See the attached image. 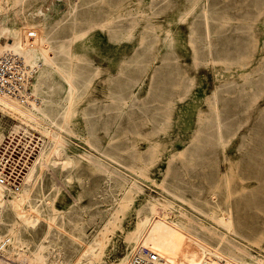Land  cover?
<instances>
[{"label": "rangeland", "instance_id": "obj_1", "mask_svg": "<svg viewBox=\"0 0 264 264\" xmlns=\"http://www.w3.org/2000/svg\"><path fill=\"white\" fill-rule=\"evenodd\" d=\"M36 1H27L24 9L21 3L10 5L5 25L13 31L22 28L24 16H44L52 44L71 45L60 55V71L44 82L47 88L32 87L31 100L51 93L54 110L60 109L61 154L43 167L31 202L23 206L27 215L40 216L34 241L50 247L47 264L125 263L144 227L138 224L141 215L156 204L170 217L191 219L190 227L210 238L216 229L213 210L225 216L228 208L236 228L232 245L245 250L248 260L252 254L264 258V177L243 185L237 181L252 173L249 165L264 174V147L257 146L264 130L259 118L261 112L264 117V0H143L140 6L138 0L129 5L121 0ZM47 3L51 7L44 15L34 13ZM153 21L161 25L158 38ZM10 31L0 32V44L11 41ZM41 56L36 51L34 58L44 64ZM182 64L187 70L182 88L169 94L164 89L168 74L177 75ZM250 105L254 118L248 121ZM200 115H219L229 123L223 144L206 134H214L215 126L193 139ZM14 120L0 111L4 132L20 123ZM152 138L162 141L150 145ZM134 152L141 159L132 158ZM61 155L69 160L62 162ZM143 167L148 176L140 172ZM219 169L230 177L229 198L227 179L216 176ZM204 171L216 178L202 177ZM124 173L133 181L126 194L120 189ZM216 196L220 207L209 203ZM4 230L0 223V233ZM28 234L23 237L33 245Z\"/></svg>", "mask_w": 264, "mask_h": 264}, {"label": "bare ground", "instance_id": "obj_2", "mask_svg": "<svg viewBox=\"0 0 264 264\" xmlns=\"http://www.w3.org/2000/svg\"><path fill=\"white\" fill-rule=\"evenodd\" d=\"M0 1H1L0 3V32L4 30L10 31V29L8 28V26L5 25V22H4L5 20L4 17L6 16V13H7V8L10 5H14V4L16 5L18 3L19 4L21 3L22 9H24L26 7V3H29L27 2L29 0H0ZM39 1L45 2L47 0H39ZM121 1L123 2L122 5H124V2L126 5H129V3L132 2V0H121ZM142 1L143 0H138L139 6L142 3ZM35 2L37 1L35 0ZM47 6L51 7V3H47L45 6H40L39 8L36 9V12L34 11V13L44 15L45 14L44 11H46L48 8ZM30 13L31 12H29V14ZM16 15H18V13ZM46 19L47 17L42 16L41 18L36 17V19L30 20L28 16L27 17L24 16V21H22V25H21L22 28L17 27V28H14L13 31H10V32H13L11 41L10 42L7 41L6 44H0V54L18 53V54L25 56L32 63L36 60L37 56L34 58L36 51L40 52V54L42 55L41 57H43L44 64L42 63L43 65H41L40 68L38 69L34 77L36 78V80L34 83H32V87H34V90H37V91L41 87L46 86L44 85V82L46 81L47 78H49L55 72L56 69H58L57 67L60 68L63 66L62 57L60 55L62 54V52L66 51L65 48L71 47L70 44L69 46H66L63 42L59 45L52 44L50 40V34L47 31ZM152 24H153L152 27L154 28L153 36L156 38L160 37L161 34L159 33L158 28H161V25L158 24V22L156 21H153ZM146 26H148V23L146 24ZM147 32H148V29L145 30L144 34L142 35V38L146 36ZM208 47H209V51H211L212 49L211 44ZM183 64L185 63L183 62ZM183 64L179 68L180 72L179 71L174 72V73H177V75L173 74L172 72L168 74L169 81L167 82L166 85H164V89L165 90L167 89V92L169 94L173 92L179 93V91L182 88V81L184 80L185 73L187 72L186 68L184 69L182 68ZM68 82H70L69 79H68ZM48 84L50 87L51 86L50 83ZM46 94L43 93L41 95L40 100L35 99V100H29L28 102H22L21 100L13 96L0 93V111L1 112L8 114L11 118H14L15 120H19L20 123L22 122L30 126V128L32 127L34 130H37L45 137V141L43 142L41 146L39 154L36 156L33 164L31 165L27 174L25 175V178L21 184L19 191L15 193L7 194L4 192V190H2V187H0V223L3 224V226H5V230L2 233H0V251H1L0 252L1 253L0 264H47V255L50 254V253L46 254L45 252V249L48 247L46 245V241H43V240L41 242L34 241V238L36 237L35 229L37 228L40 222V216L39 215L37 216L27 215L23 209L24 204L30 203L33 198V194L36 189V186H38L37 184L39 183V180L42 176L43 167L47 165V162L49 161V159L51 161V158L54 154L55 155L61 154V153H58L59 152L58 143L60 142V139L59 141L57 140V137H58L57 128L61 126L58 121L60 109L54 110L53 105L55 102H53V98L50 97L51 93H50V96ZM134 94L135 93L132 90L131 95H130L131 98L133 97ZM180 97H183V95H180ZM63 101L64 99H62V101L60 102H57V104L61 105ZM251 106L253 105H250L245 111V113H247L248 116L244 118L245 120H248V121L252 117L254 118V116L251 114L252 113ZM67 111H69V109ZM262 113L263 112L260 113V116H259L260 119L261 118L264 119V117L262 116ZM197 121L199 123L198 124L199 126H198V129L196 128L197 131L194 134V136H192L193 139H196L198 134L201 133L204 128L209 129V127L215 126L216 131L214 134H211V133H206V134H208V136H211V135L217 136L216 140H213V141L215 143L220 142L223 144L224 142L223 136L227 128H229L230 126L229 123L225 121V119L223 120V118L219 115L215 117L214 115H209V116L200 115ZM216 121L218 122L216 123ZM176 134H179V133L177 132ZM4 135H5V132L3 128L1 127L0 142L2 138L4 137ZM154 139L155 138L151 139L150 145H152V140L155 141V143H159L162 141V140L159 141V139L158 140L156 139L154 140ZM244 139H243V142H244ZM258 144L263 145L264 147V130H262V132L259 134L257 146ZM210 145L214 147L213 143H211ZM126 147L129 148L128 145ZM221 147H223V145ZM212 151H214V149ZM56 152L58 154H56ZM137 153H139V149ZM137 153L134 152V154H132V158L137 159V160L141 159L140 158L141 156ZM60 158H62V155ZM174 158H176V154L171 155L170 159L173 160ZM67 160H69V157L62 158V162H65ZM116 161L120 162V165H124L125 168L129 167V164H126V162H124L122 159L116 158ZM205 166L206 165H204V167ZM257 166L258 165H254V164L249 165L248 167H253L252 173H248L245 176L242 175L238 177L237 181L242 183L243 185L245 183H248L246 179H250L252 177H264V174L258 173L259 167L257 168ZM262 168L264 169V167ZM147 170L148 169L145 167L140 168V172L145 174L146 176H148ZM124 171H127V170H124ZM219 171L218 172L216 171L217 172L216 176H218V178L223 176L222 178L225 177L224 179L225 180L227 179V182H226L227 192L226 193L228 194L226 195L229 198L230 195L232 194L231 188L229 186V184L231 183L230 177H228L227 174L222 172L221 169H219ZM132 172L134 171L132 170ZM201 176L202 177L211 176L212 178L213 177L216 178L215 174L211 175L210 172L208 174L205 171L202 173ZM130 182H133V181L128 180L126 173H124L122 176V180L120 182L122 187L124 186V188H120V189L125 194L131 190L132 183ZM218 199L219 197L216 196L212 201H209V203L214 206L220 207ZM152 206L154 207L153 204ZM163 208H161L159 205L156 204L155 207L151 211L141 215L140 221L138 220L139 221L138 224H143L144 227L143 229H141V231L137 232L138 235H136V238H135L137 239L135 252L130 256V258L125 263L121 262V263H113V264H129L132 256L138 252H142L144 249H148L151 252L158 254L159 260L155 264H264V258L257 257L256 255L252 254L253 260H248L245 258V250L241 249V247L239 249V247L236 248L235 245H232L236 241H234L231 235L235 233L236 228L234 226V217L230 209L228 208L225 209V216L213 210V214L210 219L212 223L216 226V229L213 231L214 233L211 236L213 238L212 239L206 235L199 234L197 231H195L196 230L194 229L195 227L194 228L190 227V225L187 222L191 221V219L189 220L188 218L187 220L189 221L185 222L182 219L183 217L182 218L180 216L179 218L170 217L169 213L166 212ZM10 212H12L13 214ZM107 214H108L109 221H111L113 219L112 211L109 209ZM53 220H54L53 218H50L49 230L51 229ZM108 223H111V222H108ZM204 228L205 227H203V229ZM25 232L29 233L28 238L31 237V239L29 240L32 241L33 245H31L30 241H26L27 239L23 237ZM207 232H208V229H207ZM47 237H48L47 235L44 236L45 239ZM94 243H95V240L91 241L88 244V248L86 246L88 251H91L92 246H94ZM237 250H241L240 251L241 254ZM80 256L81 255H79V257ZM164 260H166L167 263H164ZM75 262H77V260Z\"/></svg>", "mask_w": 264, "mask_h": 264}, {"label": "built area", "instance_id": "obj_3", "mask_svg": "<svg viewBox=\"0 0 264 264\" xmlns=\"http://www.w3.org/2000/svg\"><path fill=\"white\" fill-rule=\"evenodd\" d=\"M42 65L18 53L0 54V93L22 102L32 99V83ZM43 139L24 123H14L0 142V187L5 193L19 191L29 168L38 155ZM158 254L144 249L132 256L129 264H155Z\"/></svg>", "mask_w": 264, "mask_h": 264}]
</instances>
